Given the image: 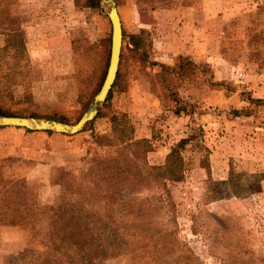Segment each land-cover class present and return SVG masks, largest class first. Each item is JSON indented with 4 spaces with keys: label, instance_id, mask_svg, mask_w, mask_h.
Here are the masks:
<instances>
[{
    "label": "rangeland",
    "instance_id": "obj_1",
    "mask_svg": "<svg viewBox=\"0 0 264 264\" xmlns=\"http://www.w3.org/2000/svg\"><path fill=\"white\" fill-rule=\"evenodd\" d=\"M202 1L115 0L123 31L118 77L98 107L101 115L82 130L88 135L87 153L69 168H56L51 179L60 186L58 195L45 204L77 198L89 159L113 153L114 147L95 142L96 136L110 134L113 114H126L136 137L152 140L153 150L147 153L152 165L163 164L181 138L195 137L182 152V179L166 182L172 205L152 220H126L130 229L136 224L153 230L157 248L174 237L170 250L158 258L149 252L137 257L122 253L105 264H264V165L256 157L264 139V105L247 100L249 95L264 99V0H222L217 12L219 73L213 62H196L189 78L170 75L169 91L160 64L173 65L154 59L152 33L138 27L141 20L150 21L152 10L199 7ZM89 3L0 0V9L9 13L0 14V48L9 27L20 31L25 45L21 60L11 56L12 50L8 55L0 51V111L58 117L66 123H75L87 111L106 73L111 34L109 5L93 8ZM140 30L148 34H141L145 44L132 49L128 36ZM172 90L188 104L189 113L176 112ZM233 110L242 114L235 116ZM257 130L260 135L254 134ZM21 170L15 162L0 163V177L26 196ZM28 187L36 190L38 184ZM129 196L146 201L151 191L144 188ZM27 227L34 244L5 257L4 264H33L30 252L43 249L40 236ZM162 232L172 234L163 240ZM149 240L143 239L145 251L152 249Z\"/></svg>",
    "mask_w": 264,
    "mask_h": 264
},
{
    "label": "trees",
    "instance_id": "obj_2",
    "mask_svg": "<svg viewBox=\"0 0 264 264\" xmlns=\"http://www.w3.org/2000/svg\"><path fill=\"white\" fill-rule=\"evenodd\" d=\"M88 6L99 8V2L90 0ZM1 13L9 16L4 7L0 9ZM143 33L147 34L145 30H140L138 34L128 36L132 49L144 46L145 38L141 35ZM6 34L5 45L0 51L5 55L12 50L13 58L23 59L21 56L25 53V45L20 31L9 27ZM196 64V61L186 56H180L173 66L160 64L166 76L161 75L165 89L169 91L172 87L168 79L171 74L184 80L192 75ZM209 85L218 87L222 83L211 82ZM172 92L177 105L176 112L187 113L188 104L178 97L176 90ZM247 100L264 105L263 98L249 95ZM233 114L238 116L242 113L233 110ZM0 115L22 116L9 111H0ZM100 115L99 110L95 118ZM245 115L249 113L246 112ZM23 116L39 117L35 114ZM45 118L67 122L58 117ZM110 122V134L96 136L95 142L98 145L114 147L113 153L89 159L80 180L81 184L75 192L78 197L74 200L66 202L62 197L55 205L41 204L37 200L36 190L29 188L25 179L22 178L27 189L26 196L24 192L15 189L11 182L0 177V225L27 224L36 236H40L43 249L30 252L34 257L33 264H105L107 258L122 253L137 257L141 253L149 252L158 258L160 253L168 252L173 245L171 241H175L174 237L157 248L153 230H145L136 224L130 229L126 220H152L163 208L172 205L166 182L182 179V152L195 136L191 134L178 140L170 148L163 164L152 165L147 161V153L153 150L152 140L136 137L134 126L126 114H113ZM52 182L57 183L54 180ZM144 188L151 191V196L146 201L129 196L130 193ZM162 234L160 238L164 240L172 233ZM147 237L150 239L148 242L153 243L151 251H145L147 244L142 243ZM187 262L189 263L186 264H196Z\"/></svg>",
    "mask_w": 264,
    "mask_h": 264
},
{
    "label": "crops",
    "instance_id": "obj_3",
    "mask_svg": "<svg viewBox=\"0 0 264 264\" xmlns=\"http://www.w3.org/2000/svg\"><path fill=\"white\" fill-rule=\"evenodd\" d=\"M222 5V0H203L199 7L152 10L149 12L150 21L141 20L138 27L152 33L153 55L158 62L174 65L180 56H186L196 62H213L215 73H219L216 66L220 38L217 12ZM254 134L260 135V132L257 130ZM86 137L88 135L82 131L63 134L3 126L0 127V163L11 161L18 164L22 169L20 177L29 186L38 184V202L51 203L60 188L52 182L54 171L69 168L80 161L88 151ZM257 149L262 150L256 157L259 155L264 165V139L258 143ZM29 232L24 224L0 225V264H4L5 257L10 254L34 244Z\"/></svg>",
    "mask_w": 264,
    "mask_h": 264
},
{
    "label": "water",
    "instance_id": "obj_4",
    "mask_svg": "<svg viewBox=\"0 0 264 264\" xmlns=\"http://www.w3.org/2000/svg\"><path fill=\"white\" fill-rule=\"evenodd\" d=\"M101 7L109 5L106 15L111 24L110 51L106 73L98 92L94 95L86 112L75 123H66L53 119L24 117V116H0V127L13 126L32 131H53L63 134H75L83 130L98 112V107L106 100L109 91L116 79L123 39L122 24L118 14L115 0H99Z\"/></svg>",
    "mask_w": 264,
    "mask_h": 264
}]
</instances>
